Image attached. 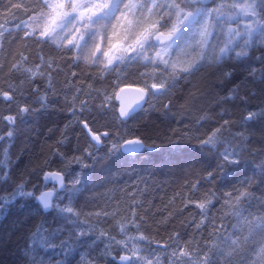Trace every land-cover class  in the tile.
Here are the masks:
<instances>
[{"label":"snow or ice","instance_id":"snow-or-ice-1","mask_svg":"<svg viewBox=\"0 0 264 264\" xmlns=\"http://www.w3.org/2000/svg\"><path fill=\"white\" fill-rule=\"evenodd\" d=\"M11 9L22 10L27 17L15 25L24 32L23 38L33 40L37 44L48 45L50 48L54 46L57 51L75 52L73 66L78 67L81 61L86 66H102L104 73L115 72L117 80L121 82L128 78L123 75V70L133 65L151 67L150 72L140 73V78L147 77L158 82L149 84L148 79H143L145 87L136 88L134 90L136 95L132 99L125 100L116 94V98L121 101L118 117L114 106L112 108L105 106L112 103V97L109 95H103V100L98 106L93 105L98 116L106 117L110 113L111 119H119L122 122L143 109V105L148 102L146 97L168 95L180 80H188L191 83L190 78L204 67L219 68L229 60L239 61L248 58L250 50L255 48L261 49V55L255 58L256 61L264 64V0H127V2L126 0H31L29 4H26L25 0H20L18 3L10 4ZM42 52L43 48L36 54L35 59L38 63H35L34 69L23 68V64L29 61L21 53L22 63L12 64L9 67V76L19 73L20 76L16 78L24 79H20L18 84H7V91H3L4 85H0V97L9 105L7 110L11 112L14 107L16 112L15 116L5 117L3 109H0V121H6L10 127H14L17 118L33 111L30 106L20 104V98L26 91L30 89L37 96L41 108L47 107L49 102L47 93L52 92L53 95L56 93L53 73L61 69L58 66L53 67L56 61L51 57L45 59ZM4 68L5 64L0 63V73H3ZM256 71L257 69L250 68L249 78L254 77ZM260 71L261 82L264 83V68ZM222 75L225 79H231L233 73L228 71L223 72ZM72 76L75 77L76 73H72ZM37 78L43 84V95H40L39 85L32 88V85L37 84ZM25 80H27V88ZM115 86L119 87V84ZM125 87L132 88V85L128 84ZM238 90L239 85L231 89L228 96L222 97L220 103L235 99L245 106V111L248 108L256 109L248 111L247 116H240L242 125L254 120L264 121V88L259 92H246L243 97L238 95ZM80 91L81 89H77V93ZM120 91L124 92L125 88H121ZM101 95V91L96 90L97 98ZM76 99L78 96L73 97L71 101L73 105ZM253 99H258L259 103L253 104ZM65 103H69L67 97ZM85 110L92 114L93 109L81 102L79 115H83ZM71 115L77 116L74 107ZM229 115L231 113L227 109L219 113L222 123L213 128L203 139L199 136H185L187 140H199V148L215 156V168L200 177L209 183L216 178L217 171L227 177L229 167H238L241 163L240 151L232 148L230 142L225 145V134L236 137L240 135L231 132L232 124L235 122L224 119ZM200 119L206 120L208 117ZM77 122L81 124L88 142L99 147L101 135L96 134L89 126L90 123H96L95 119ZM7 135L11 138L14 132L9 131ZM102 135L107 139L111 133L104 132ZM117 139L119 140L120 137L118 136ZM169 143L173 146L174 152H184L179 141ZM147 147L148 145L138 137L127 139L122 143H113L109 155L138 153ZM52 155L58 157L61 163L67 160L59 153L54 152ZM87 155L94 160L102 159L93 157L92 153ZM73 159L76 163H80L79 157ZM54 162L50 159L45 160L43 166ZM261 169L264 172V165ZM50 180L58 181L60 188L36 196L35 189L38 185L31 184V180L21 177L9 194L8 202H18V198H28L38 202L37 211L42 209L49 214L55 211L57 227L47 230L43 226H38V231H47L48 235L41 237L37 243L42 247L60 250L64 259L57 261L56 264H72L76 256L80 257L76 264H94L96 260L112 257V252L117 249L132 253L131 256H119L120 264H159L158 258L155 261L151 258L157 251L151 248L152 241H149L144 248L135 244L129 245L130 241L146 239L143 235L130 236L129 232H140L141 229L150 227L146 219L135 210L137 207H142L140 203L128 204L123 209V215L119 205L113 212H84L82 209L74 208L73 196L88 183L87 175H77L71 180L70 185H66L64 175L61 171H56L43 176L45 186ZM261 182L264 183V177ZM240 183L248 185L250 181L245 178ZM30 184L32 190H28ZM198 189L199 181L191 185L190 191L196 193ZM60 191L67 194V204H64V198L59 195ZM54 195L56 203L53 202ZM220 195L223 197V204L219 217L209 215L213 200H219L215 192H210L205 194L202 202L195 205L200 210L199 221L194 216L189 220L195 231H201L211 225L213 230L203 245L194 242V236L188 241H182L179 233L170 234L168 247L173 248L171 264H245L246 253L258 248L259 252L264 254V213L254 215L247 212L245 207L247 200L251 199V193L233 186L231 192H222ZM3 205V198H0V212L3 211ZM172 216L173 214L169 213L168 217L157 222V227L160 224L167 225ZM228 217L235 218L236 222L232 225L235 229L233 232L225 230L226 225L223 221ZM93 218H95L94 222H91ZM108 219L113 221L112 226L97 232V226L107 223ZM217 220L221 221L220 225L216 224ZM111 232H117L124 239L117 240L110 234ZM101 239L106 240L104 249L98 255H93L98 248L97 241ZM25 247L27 248V244ZM28 256L29 253L25 252V257ZM112 259L115 260L116 257ZM30 264H51V261H37L33 256L30 258Z\"/></svg>","mask_w":264,"mask_h":264},{"label":"trees","instance_id":"trees-1","mask_svg":"<svg viewBox=\"0 0 264 264\" xmlns=\"http://www.w3.org/2000/svg\"><path fill=\"white\" fill-rule=\"evenodd\" d=\"M18 2L20 0H13L12 3ZM7 3V0H0V25L6 23L7 17L11 14L26 17L22 10H10V4ZM13 24L14 27L0 35L2 40L0 63L5 64L3 73H0L3 91L8 90L7 84H18L20 79H24L22 77L17 79L18 73L9 76V67L20 60L21 53L28 54L30 59L38 63L35 57L43 48L41 54L54 59L56 67L58 66L61 71L53 73L56 93L55 95L52 92L47 93L49 101L47 107L41 108V104L35 100L36 95L29 89L20 98V104L30 106L33 111L17 118L14 127H10L6 121H0V157L5 139L10 138L8 132H14L10 138L12 140L10 153L14 163L9 178L0 181V198H3L5 206L10 207L0 220V264L23 263L22 248L28 235L44 215L42 209L37 211V201L28 198L21 201V198H18V202L9 203V194L23 177L31 180V184L38 185L35 189L36 195L37 189L44 188L45 171H62L75 161L74 157H81L87 153L92 144L88 142V137L84 135L82 126L77 121L95 119L96 123H90L89 126L101 135L104 132L111 133L108 136L110 141L119 135L125 140L141 138L148 145L138 153L118 156L109 155L108 145L102 147L97 157L102 159H96L93 166L92 176L95 181L93 184L99 183L93 193L98 195L115 191L129 194L144 191L149 210L145 219L150 226L144 229V233L158 246H167L172 233H179L182 238H186L189 222L187 211L180 212L178 206L171 203L172 199L180 194L192 193L191 185L197 181L199 192L205 194L215 192L216 195L231 191L237 181L233 175L225 177L219 171L211 183L200 179L207 171L215 168L216 158L199 148V140H187L185 136L205 138L213 128L222 123L219 113L224 109L231 113L224 117L230 121H240L241 115L247 116V112L254 108L245 111V106L240 104L239 100L230 99L227 103H220V100L228 96L230 90L237 85L238 95L241 97L245 96L246 92H259L264 88L261 71L249 78V71L243 63L234 61L228 66L229 71L233 73L232 78L225 79L220 72L207 68L198 73L191 83L179 81L168 95L158 99L154 107L146 108L147 111L142 109L124 122L111 119L110 113L106 117L98 116L93 106L91 115L85 110L83 115L78 113L77 116H73L72 109L69 110L63 99L67 85L73 83L84 88L114 89L117 88L116 74L104 73L100 67L86 66L83 61L78 67L73 66L74 52L57 51L54 46L50 48L48 45L37 44L33 40L23 38L24 32L15 27V22ZM262 68L264 64H260V69ZM72 73H76V76L73 77ZM24 83L27 88V80ZM125 84L134 83H123ZM41 91L44 92V87ZM149 103L147 102L145 107H149ZM252 103H259V100L253 99ZM166 105L168 107H165ZM8 108L9 105L0 97L3 115L15 116V108L13 107L11 112L7 110ZM114 110L118 117V110ZM201 117L208 119L201 120ZM247 126L251 138L246 152L253 156L255 161H260L264 156V121H250ZM170 141H179L184 152H174ZM54 152L63 155L67 160L61 163L58 157L52 155ZM49 159L55 162L43 166L44 161ZM31 184L29 187H32ZM241 186L245 185L238 187ZM85 192L93 195L89 190ZM169 213L173 216L167 225L160 224L157 227V222L164 220Z\"/></svg>","mask_w":264,"mask_h":264},{"label":"rangeland","instance_id":"rangeland-1","mask_svg":"<svg viewBox=\"0 0 264 264\" xmlns=\"http://www.w3.org/2000/svg\"><path fill=\"white\" fill-rule=\"evenodd\" d=\"M7 4H11L13 0H7ZM127 2V0H126ZM26 4L31 3V0H25ZM26 19V17H19L18 15H9L7 17V22L2 23L0 26V33L7 32L10 30L12 27H14V22L17 24L19 23L20 20ZM7 29V31H5ZM2 49V40H0V53ZM75 54V52H74ZM261 55V49L255 48L250 50L249 57L248 58H243L239 60L240 62L243 63V65L248 69L250 68H255L257 69L256 74L257 75L260 72V63L256 61V57ZM24 57L28 58V63L23 64V68H33L34 65L37 62H34L33 59H30L29 55L26 53H23ZM45 59H48L44 57ZM236 62L237 60L232 59L227 61L224 65L220 66L219 68H214V67H204L201 69L199 74L206 70L207 68H210L212 70H215L216 72H220L221 74L223 72H228V66L231 62ZM17 63H22V60H20ZM53 67H56L54 65ZM102 68V66L100 67ZM44 71H47V69H43ZM152 69L151 67L149 68H144L139 65H133L125 70H123V75L127 76L128 78L121 81L117 80V84H119V87L114 88V89H107V88H94V87H80L76 86L75 84H69L65 88V94L63 96V99L65 101V97H67L69 103L66 104L69 108V110L75 108L77 114L80 113L81 111V102H84L89 108H91L93 105H99L101 104L103 100V95H109L112 97V103L111 104H106L105 106L108 108H112L114 106V109L118 110V100L116 98V93L123 85V83H134L136 85H140L141 87H145V84L143 83V79H148V83L151 84L153 82H158V81H153L147 77L145 78H140V73L142 72H150ZM115 73V72H114ZM197 73V74H198ZM116 74V73H115ZM196 74V75H197ZM20 76V74L18 73ZM196 75L194 77H191V80H194ZM117 76V75H116ZM23 78V77H22ZM181 81V80H180ZM183 81H188V80H183ZM40 86V91L43 87L42 82L37 78V84L32 85L33 88ZM71 89V90H69ZM77 89H81L79 93H77ZM96 90H100L102 95L97 98L96 96ZM42 92V91H41ZM44 92H42L43 95ZM78 96V99H76L75 104L73 105L71 103L73 97ZM161 96H155L148 98V104L149 107H143V110L147 111V109H150L151 107H154V104L160 99ZM37 101V96L36 99ZM147 104V103H146ZM250 110V111H255ZM231 132L233 134H240L239 137L236 136H231L228 134H225V145H227L229 142L231 143V147L237 149L240 151V159L241 163L240 165L237 166H231L229 167L228 171V176L233 175L234 179H236V185L235 187L237 188L238 186L242 185L240 181L245 180V178H248L250 183L245 186H241L238 188L246 189L249 193H251V199L247 200L245 207L247 208V212H251L254 215H259L261 213H264V183L261 182L260 178H262V175L264 172H262L261 166L264 165V156L260 161H255L253 156H250L247 154L246 151L249 149V138H251V135L248 131V126L247 124L242 125L240 121H236L235 123L232 124L231 127ZM119 136V135H118ZM115 136L113 140H109L108 138L105 139L103 135H101V146L96 147L94 145H90L89 150L87 153H92L93 157L97 158L99 156L100 149L104 146H109L111 148L113 143H122L123 140H125L123 137L119 136L120 139L118 140L117 137ZM242 137V138H240ZM4 149L2 152V155L0 157V181L3 182L6 179L9 178L10 170L12 168V165L14 161L12 160L11 153H10V147L12 145V140L10 138H6L4 141ZM220 150L222 151L223 148L221 147ZM87 153L80 158V163H76L75 161L71 162L68 164V168L63 169L66 175V185H70V182L72 179H74L77 175L83 176L87 175L89 177V181L86 185L81 187V190L76 193L73 196V206L76 209H82L84 212H103V211H108V212H113L116 210V206L119 205L121 209V215H123V209L127 207L128 204L133 203V202H138L142 205V207H137L135 210L139 213L140 216L146 218V215L148 214V202H146L145 199V192H138V193H118L115 191H107L104 194H98L95 195L94 191L96 190V186L99 184H93L95 181H93V166L95 163V160L92 158H89ZM115 156H118L119 154H113ZM87 166V167H83ZM70 174V175H69ZM44 185L45 187H48ZM32 189V187H29ZM37 189L38 191L36 192V196L44 189ZM233 189V188H232ZM89 190L91 194L93 195H88L85 191ZM232 191V190H231ZM229 191V192H231ZM94 192V193H93ZM225 193L228 191H224ZM216 194V193H215ZM59 195L64 198V204H67V194L63 191L59 192ZM205 196V193L197 191L196 193H186V194H180L176 196L175 198L172 199L171 203L175 206H178L180 209V212L182 211H187V218L190 220L193 216L197 221L201 218L199 216L200 210L195 206L196 203L202 202L203 198ZM219 197V200H213V206L209 210V215L210 216H217L219 217L221 215V210H222V204H223V197L221 195H216ZM21 201L26 200L25 198H21ZM56 199L54 200V203H56ZM63 206V204L61 205ZM10 207L3 205V211L0 212V220L5 216L6 212L8 211ZM224 211H227L224 209ZM247 212H245V215H247ZM56 213L55 211H51V214L45 213L41 220L38 222V224L35 226V228L32 230V232L28 235L27 241L24 244V247L22 248V254L24 261L22 264H30V258L35 257L37 261H51V264H56L57 261L64 259L63 254L60 253L59 249H53V248H48V247H42L37 241L41 237H47L48 232L47 231H38V226H43L44 229L51 230L53 228L57 227V220L55 219ZM84 217H81L83 219ZM93 221L91 222H94ZM119 219V217H117ZM235 218L233 217H228L223 221V223L226 225L225 230L227 232H233L235 229L232 228V225L235 223ZM113 224V221L111 219H108L107 223H101L97 226V232H99L100 229H109ZM217 225L221 224L220 220L216 221ZM212 227L209 225L205 229L203 228L201 231H195L194 226H191V224L188 222V231H187V237L182 238V241H188L195 237L194 242H199L201 245H203L204 241H207L209 239V233L212 232ZM118 231V230H117ZM111 235H114L117 240L124 239L122 235H118L117 232H111ZM130 236H136L139 237L143 235L146 237L145 240H136V241H130L129 245L131 246L132 244H135L137 247L144 248L148 245L149 241H152L151 243V248L156 249V253L153 257H151L154 261L158 258L159 259V264H171V253L173 251V248H170L167 246H158L156 243H154V240L149 238L145 233L144 229H141L140 232H129L128 233ZM33 236L35 238H33ZM55 243H58V241H55ZM106 240L101 239L97 241L98 248L96 249V252L93 253V255H98L99 252L103 251L104 246H105ZM27 244V248L25 245ZM25 252L29 253L28 257H25ZM122 254H130L132 253L127 252V251H122V250H115L112 252V257H116L115 260L112 259V257H108L107 259H99L94 262L100 263L104 262L106 264H120L118 262V257L121 256ZM179 256V253L177 252V257ZM80 257L76 256L75 260H73L72 264H76V261L79 260ZM245 264H264V254H261L259 252V249L256 248L255 250L250 251L249 253H246L245 255Z\"/></svg>","mask_w":264,"mask_h":264},{"label":"water","instance_id":"water-1","mask_svg":"<svg viewBox=\"0 0 264 264\" xmlns=\"http://www.w3.org/2000/svg\"><path fill=\"white\" fill-rule=\"evenodd\" d=\"M125 85H128V84H125ZM125 85H123V86H121L120 88H119V90L117 91V93L116 94H118L121 98H124L125 100H128V99H132V98H134L135 97V95H136V93H135V89L136 88H143V87H141V86H139V85H136V84H131L132 85V88H126L125 87ZM121 88H125V91L124 92H121L120 91V89ZM146 99H148L147 97H146ZM118 100V113H119V110H120V107H121V101L119 100V99H117ZM146 104V103H145ZM145 104L143 105V107L145 106ZM140 111V110H139ZM138 112V111H137ZM136 112V113H137ZM96 134H98V135H101L100 133H97L96 132ZM134 138H137V137H134ZM134 138H130V139H134ZM141 139V138H140ZM101 143L102 142H100V145L99 146H101ZM143 150V149H142ZM141 150V151H142ZM129 154H135V153H129ZM56 171H61V170H47V171H45V173H44V175L46 174V173H51V172H56ZM61 174L62 175H64V183L66 184V175H65V173L63 172V171H61ZM48 184H53V185H55L56 187H47V188H45V189H43L40 193H39V195L42 193V192H47V191H54V188L55 189H59L60 188V184H59V182L58 181H55V182H53V181H48L47 182ZM38 195V196H39ZM54 200H55V195H54ZM54 200H53V202H54ZM124 255H129V256H131L130 254H122L121 256H124ZM118 262H119V259H118ZM120 263V262H119ZM96 264H106V263H104V262H100V263H96Z\"/></svg>","mask_w":264,"mask_h":264}]
</instances>
